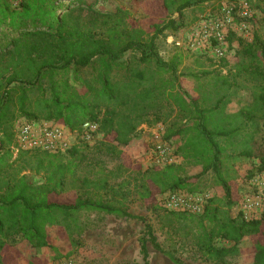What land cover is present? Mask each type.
Segmentation results:
<instances>
[{
	"label": "trees",
	"instance_id": "trees-1",
	"mask_svg": "<svg viewBox=\"0 0 264 264\" xmlns=\"http://www.w3.org/2000/svg\"><path fill=\"white\" fill-rule=\"evenodd\" d=\"M206 1L210 0H162L160 8L167 12V18L145 28L134 23L132 13L125 7L103 11L86 0H0V140L4 149L0 155V264L11 261L4 250H12L17 256V236L33 247L52 248L48 231L51 225L62 226L71 237L81 234L86 228L80 220L83 212L142 220L145 230L139 239L143 255L139 264H150L149 244L175 264H186L164 249L145 216L128 211L124 206L126 192L112 186L111 172L94 178L77 174L76 146L69 150L74 157L71 159L62 151L24 150L17 157L12 151L15 122L23 117L53 120L73 130L86 121L97 122L103 134L100 149L123 157L120 146L130 143L150 111L165 99H172L195 122L183 128H168L164 138L182 135L185 140L178 149L185 162L202 165L203 169L193 176H183V166L175 163L139 170L137 194L152 206L157 193L195 192V179L213 170L224 187L226 200L222 205L215 197L209 198L200 215L190 212L188 218L198 225V250L204 259L225 264L227 257L241 253V242L248 236L253 243V264H264V212L258 218L248 219L242 212L233 216L230 210L237 199L222 170L223 155H255L254 135L242 136L246 128L243 120L253 121L264 109V41L258 33L251 41L238 38L239 61L227 74L220 73L216 78L221 89L228 92L218 90L215 102L203 108L198 100L190 104L180 91H174L176 85L182 87L176 72L185 59L183 51L170 61L156 52L157 38L167 29L179 28V19L172 15L177 13L182 18L187 8ZM261 2L264 21V0ZM85 12L91 21H84ZM129 50H139L141 63L154 62L160 74L171 72L173 77L159 83L148 78L146 70L120 60ZM84 68L92 69L91 77L76 75L73 81L68 76L70 70ZM121 70L124 75L118 77ZM212 73L204 69L194 76ZM253 77L255 82L249 85ZM248 87L253 90L254 104L226 113L232 96ZM257 168L264 171V154ZM28 171L41 180L29 182ZM68 190L74 192L73 199H60L59 195ZM102 190L108 194L106 200L98 197ZM30 264L44 263L33 258Z\"/></svg>",
	"mask_w": 264,
	"mask_h": 264
},
{
	"label": "rangeland",
	"instance_id": "rangeland-1",
	"mask_svg": "<svg viewBox=\"0 0 264 264\" xmlns=\"http://www.w3.org/2000/svg\"><path fill=\"white\" fill-rule=\"evenodd\" d=\"M20 0H13L18 3ZM75 0H70L73 2ZM95 8L103 11H114L120 7L130 10L134 17V23L144 25L145 28L151 22L164 20L167 12L161 10L162 0H86ZM245 0H210L200 4H194L187 8L184 17L180 18L177 13L172 16L179 19L178 29H167L160 35L156 42L157 54L166 61L172 60L178 51H183L185 59L179 64L176 75L179 77L182 87L176 85L174 91H180L186 100L192 104L196 99L201 107H209L220 93L228 92L225 88L221 89V83L217 81L218 74H227L229 68L234 67L239 61L238 50L240 48L238 38L246 39L240 35V30L230 33L232 25H228L226 34V44L224 45V56L215 58L207 49L211 41L202 32V28L213 18L219 20L227 19L226 8L229 3L236 5ZM250 3L256 17L254 22H250L248 28V38L251 41L256 33L264 41V21L261 0H246ZM85 12L82 15L84 21H91ZM242 21L239 18L234 20V24ZM235 26V25H234ZM152 35V34H151ZM232 39V40H231ZM180 42V45L177 44ZM141 52L139 50H129L121 55L120 60L129 63L133 67H139L147 71L148 78H154L156 82L171 78V72L160 74L154 62L141 63ZM213 58V59H210ZM252 67L257 68L253 63ZM207 69L214 73L196 78L195 73H201ZM91 68H84L80 71L70 70L68 76L74 81L76 75L91 77ZM124 75V70L117 73L118 77ZM261 79V78H258ZM240 79H238L239 81ZM235 82V79H231ZM241 81V80H240ZM255 82V78L248 80L249 85ZM255 97L253 90L248 87L238 90L226 109V113H236L247 104L253 105ZM259 116L253 121L244 119L246 125L245 134H253L255 137L254 153L252 157L236 154L234 157L223 155L222 170L225 177L229 180L234 197L237 203L231 208L233 216L245 212L250 216L261 217L264 212V171H258L257 165L260 163V156L264 154V109L260 110ZM27 120L23 117L18 118L15 126ZM195 122L191 115L183 112L172 99L162 100L150 111L147 121L139 126L137 134L129 144L120 146L123 150V157L107 154L100 149V142L103 137L95 135L90 141L82 140L81 135L73 133L69 135V143L62 153L66 158H76L77 174L87 175L91 178L99 176L104 172H111L110 182L115 188H123L127 199L124 206L132 214L145 216L152 224L155 235L165 250L174 252L186 264H218L204 259L202 253L195 244V234L198 225L188 218L190 212L193 215H200L204 205L209 198L215 197L218 202L225 205V190L217 179L213 170L208 171L200 178L195 179L198 189L190 193L185 190L181 192L186 201L192 207L186 209L172 207L168 203V195L171 192L157 193L155 205L150 206L148 201L142 200L137 194L135 187L139 170L144 171L153 167H164L166 161L160 159L161 152L157 151L156 146L166 144L169 148L173 163L183 166L181 174L193 176L202 172V165L187 164L179 151V146L183 145L184 137L175 136L170 140L164 138L168 128L176 129L189 126ZM77 147L76 155H71L69 150ZM228 152H232L229 148ZM168 165V164H166ZM27 173L29 182L41 180L39 175ZM112 194V192L110 191ZM73 191H65L59 195L60 199H73ZM98 197L106 200L108 194L102 190ZM259 201L260 206L256 211L246 209L244 204L247 200ZM197 207V209H195ZM199 208H202L199 210ZM171 212H185L182 215H172ZM251 214V215H250ZM187 216V217H185ZM81 222L86 228L81 234L74 233L73 237L62 226L51 225L49 233L53 239L54 247H33L27 240L20 236L16 238L14 248L17 256L10 250H4L10 258V264H30L33 258H39L44 264H57L64 259L71 258L79 264H139L142 262L140 237L145 230L142 220L135 218L118 217L102 212H83L80 215ZM150 264H175L170 257L156 250L149 244ZM254 252L253 243L250 237H245L241 242V253L236 256L227 257L225 264H253Z\"/></svg>",
	"mask_w": 264,
	"mask_h": 264
},
{
	"label": "built area",
	"instance_id": "built-area-1",
	"mask_svg": "<svg viewBox=\"0 0 264 264\" xmlns=\"http://www.w3.org/2000/svg\"><path fill=\"white\" fill-rule=\"evenodd\" d=\"M227 19L219 20L213 18L202 28V32L206 34L208 38H213L207 49H209L213 57L222 58L224 56V45L226 44V34L230 30H227L228 25H232L230 33L237 32L240 30V35L248 38V28H250V22H254L256 17V11L253 10L248 1H240L236 5L229 3L226 8ZM239 18L242 21L239 24H234V20ZM235 25V26H234ZM228 32V33H227ZM180 45V42H177ZM76 133L81 135L82 140L90 141L95 135L103 134L99 130V124L93 121H86L82 124L79 129H71L70 127L61 124L53 120H42V121H24L14 129V145L12 146L13 156L17 157L21 151L41 149L50 152L64 151L69 143V135ZM157 151L161 152L160 159L166 161V164H172L173 161L170 155L169 148L166 144H159L156 146ZM4 149L0 140V155ZM165 164V165H166ZM181 192L175 191L168 195V203L172 207H180L186 209V207H192L189 204ZM246 209L256 211L260 206L259 201L247 200L244 204ZM197 209V207H195ZM202 208H199L201 210ZM249 214L245 212V217L249 219ZM251 215V214H250ZM250 218H253L250 216ZM57 264H79L73 259L68 258L60 261Z\"/></svg>",
	"mask_w": 264,
	"mask_h": 264
}]
</instances>
